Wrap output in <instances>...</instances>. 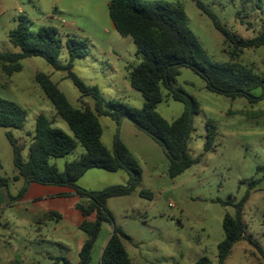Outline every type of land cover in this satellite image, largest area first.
<instances>
[{"label":"rangeland","instance_id":"374dc122","mask_svg":"<svg viewBox=\"0 0 264 264\" xmlns=\"http://www.w3.org/2000/svg\"><path fill=\"white\" fill-rule=\"evenodd\" d=\"M162 1L182 4L188 26L210 60L228 59L225 48L230 45H224L222 33L193 0ZM201 1L237 37L252 38L264 28V0ZM108 2L0 0V51H19L10 42L8 32L16 27L21 14L28 19L31 31L40 26L56 27L63 41L57 58L60 64H65L68 58L67 37L86 41L87 55L73 60L72 71L86 85L98 88V99L103 107L110 100H119L140 108L144 98L130 86L127 78L130 67L139 62L136 47L131 37H123L115 30ZM237 61L264 75V45L243 49ZM20 64L21 70L10 76L0 67V97L14 101L26 110L22 128L0 126V175L3 176H11L14 169L7 132L23 146L24 159L37 115H45L52 126L72 135L67 123L34 81L36 73L47 74L72 106L81 107L80 92L66 76L65 70L54 68L40 56L22 58ZM173 86L182 87L200 104L199 112L193 115L187 141L188 152L197 161L173 178L167 173L169 159L163 146L149 134L127 117L118 123L109 116H98L102 127L101 141L106 148L112 150L118 137L142 170L140 184L134 192L110 197L106 202L113 223L130 237V241H125L130 261L132 264H192L206 255L215 262L217 244L224 238L223 217L226 213L234 214L232 204L249 190L242 215L246 225L244 238L233 246L224 264H264V96L250 102L244 96L231 97L212 92L206 88L205 80L188 67L179 68ZM252 92L259 95L262 90L255 88ZM83 99L91 106L96 102L91 96ZM183 109L184 104L172 98L156 105V111L168 121L177 118ZM207 119L216 125V137L210 150L204 149ZM83 151L77 143L69 154L49 160L62 170L66 161L78 158ZM128 181L129 173L124 169L90 168L76 184L85 189L99 190L110 185H125ZM251 181L257 183L249 189ZM17 185L15 181L10 182L9 191L15 193ZM140 190L151 192V196L139 195ZM220 201L231 204L223 205ZM53 218L42 221L50 222ZM111 230L108 223L102 225L89 264H99L100 248ZM39 239L31 242L35 250L60 254L58 247L49 246L48 242ZM8 252L12 253L11 250L5 253ZM45 252L33 253L35 262L48 263ZM5 259L1 256L0 264H7Z\"/></svg>","mask_w":264,"mask_h":264},{"label":"trees","instance_id":"16d2710c","mask_svg":"<svg viewBox=\"0 0 264 264\" xmlns=\"http://www.w3.org/2000/svg\"><path fill=\"white\" fill-rule=\"evenodd\" d=\"M195 5L205 13L213 26L224 36V45L228 59L212 61L188 26L187 16L180 2L169 3L162 0H109L108 12L115 30L123 37H131L139 60L128 71V81L132 88L139 91L144 98L140 108L129 106L119 100H110L103 107L98 99V88L86 85L73 71V60L87 55V43L67 37L65 45L68 58L65 64L57 60L63 47L58 30L53 26H40L31 31L28 19L18 16L16 27L8 32L10 42L19 51H0V67L10 76L21 70L20 60L28 56H40L56 69L66 71V76L80 92L81 107L70 104L63 92L59 90L47 74L38 72L34 81L43 90L57 114L67 123L72 135L51 125L43 114L35 119L34 132L28 146L26 158L22 156L23 146L7 132L6 136L12 146V161L16 170L13 176L0 175V187L6 189L11 200L21 197L29 183L66 186L72 188L81 198L76 204L83 220L79 228L86 235L79 249V258L72 263L66 256L48 257L46 264H89L92 249L103 223H108L112 230L102 249L99 264H132L125 248V241H130L121 228L113 223V217L106 202L110 197L124 196L135 191L140 184L142 170L137 160L125 144L116 137L113 149L108 150L101 141L102 127L98 116H109L116 122L124 117L149 134L163 146L169 159L168 176L171 178L182 173L197 161L188 152L187 141L192 129V118L200 110L198 100L189 95L180 86H173L180 67H188L205 80L208 90L226 96H244L250 102L261 100L264 96V75L237 61L245 48L264 45V28L252 38L237 37L226 29L216 15L201 0H193ZM255 88L262 93L254 94ZM165 90V92L163 91ZM95 99L94 106L84 101L83 97ZM172 98L184 104L182 113L168 121L157 111L156 105ZM26 110L11 100L0 97V126L22 128ZM205 150L212 148L216 137V125L211 119L206 120ZM79 143L84 151L71 161H66L60 170L50 163V158L63 157ZM1 166V164H0ZM90 168H102L108 171L124 169L129 173L125 185H110L99 190L80 187L76 181ZM22 178L23 185L16 196L9 192L10 182ZM257 181L249 183L253 188ZM139 195L151 196V192L140 190ZM250 194L246 190L241 199L232 204L234 214L226 213L223 217L224 238L217 244V259L213 262L202 255L192 264H224L231 254L233 246L244 238L245 223L242 219L243 206ZM223 205L230 202L220 201ZM53 212L44 214L39 221L49 219ZM91 215L94 217L91 219ZM29 264H45L32 262Z\"/></svg>","mask_w":264,"mask_h":264},{"label":"crops","instance_id":"0c3cea01","mask_svg":"<svg viewBox=\"0 0 264 264\" xmlns=\"http://www.w3.org/2000/svg\"><path fill=\"white\" fill-rule=\"evenodd\" d=\"M15 174L14 168L11 176ZM14 181L18 185L15 193L9 191L12 196H16L23 185L22 178ZM79 201L81 198L75 191L66 186L32 182L28 184L21 197L13 200L9 198L6 189L0 187V258L1 256L6 258L7 264H29L35 262L33 253L39 255L46 251L47 258L66 256L72 263H76L79 258L80 246L86 238L85 233L79 228L83 220L81 212L76 207ZM7 210L8 212L5 213ZM48 212L55 213L51 216V219L54 217L53 220L50 222L39 221ZM4 214L6 215L4 216ZM93 217L94 215H91V219ZM49 228L52 230L50 231ZM110 234L111 231L108 232V237L100 248L99 260ZM35 238L48 242L49 246L58 247L61 250L60 254L52 255L51 252L44 249L42 251L35 250L31 246V242ZM8 250H11L12 253H5Z\"/></svg>","mask_w":264,"mask_h":264}]
</instances>
